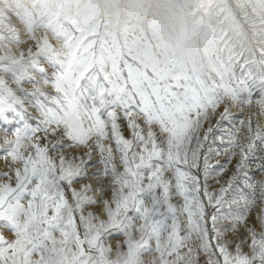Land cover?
I'll use <instances>...</instances> for the list:
<instances>
[{
	"label": "snow or ice",
	"instance_id": "1",
	"mask_svg": "<svg viewBox=\"0 0 264 264\" xmlns=\"http://www.w3.org/2000/svg\"><path fill=\"white\" fill-rule=\"evenodd\" d=\"M56 39L0 62V264H43L56 233L116 240L122 214L166 230L181 264H264V128L242 119L264 67L199 76L101 32Z\"/></svg>",
	"mask_w": 264,
	"mask_h": 264
},
{
	"label": "rangeland",
	"instance_id": "2",
	"mask_svg": "<svg viewBox=\"0 0 264 264\" xmlns=\"http://www.w3.org/2000/svg\"><path fill=\"white\" fill-rule=\"evenodd\" d=\"M74 29L104 33L125 55L193 75L214 74L217 65L237 72L264 67V0H0V62L19 61L32 40L46 38L59 50L56 35ZM231 111H241L238 102ZM243 113L245 129L249 120L253 131L264 128L262 100L246 104ZM236 138L245 141V131ZM121 221L118 239L83 247L56 233L43 264H181L187 255L143 218L122 214ZM31 260L41 264L39 255Z\"/></svg>",
	"mask_w": 264,
	"mask_h": 264
},
{
	"label": "bare ground",
	"instance_id": "3",
	"mask_svg": "<svg viewBox=\"0 0 264 264\" xmlns=\"http://www.w3.org/2000/svg\"><path fill=\"white\" fill-rule=\"evenodd\" d=\"M258 40V39H257ZM260 40V39H259ZM261 42V41H260ZM262 117V116H261Z\"/></svg>",
	"mask_w": 264,
	"mask_h": 264
}]
</instances>
